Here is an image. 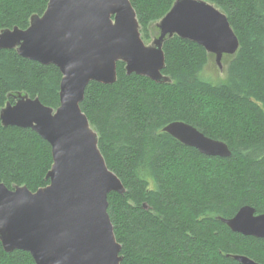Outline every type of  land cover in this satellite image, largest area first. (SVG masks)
<instances>
[{
	"label": "trees",
	"instance_id": "1",
	"mask_svg": "<svg viewBox=\"0 0 264 264\" xmlns=\"http://www.w3.org/2000/svg\"><path fill=\"white\" fill-rule=\"evenodd\" d=\"M49 1L0 0V32L28 29ZM176 1L130 0L147 45ZM203 1L227 16L240 42L226 56L225 79H205L213 55L174 36L163 46L169 83L128 75L120 62L117 82H91L81 104L108 168L126 189L108 197L121 264H241L234 256L264 264V240L223 222L247 206L264 215V0ZM62 77L56 66L0 50V115L15 95L57 109ZM175 122L226 143L232 156L207 157L183 145L164 132ZM52 165L47 141L31 129L4 127L0 118L1 183L37 192L50 184ZM0 264L36 263L30 253H7L0 241Z\"/></svg>",
	"mask_w": 264,
	"mask_h": 264
},
{
	"label": "water",
	"instance_id": "2",
	"mask_svg": "<svg viewBox=\"0 0 264 264\" xmlns=\"http://www.w3.org/2000/svg\"><path fill=\"white\" fill-rule=\"evenodd\" d=\"M160 36L147 45L130 0H50L43 16L31 18L26 30L0 32V50H16L24 59L56 66L62 73L60 106L18 95L1 111L4 127L31 129L49 143L53 165L50 184L37 192L9 189L0 182V241L7 253H30L36 264H121L108 208L111 193L123 195L122 181L112 172L99 149L81 104L91 82H117V65L165 84L167 39L178 36L215 55H235L240 42L227 16L203 0H177L157 24ZM164 132L207 157L232 156L229 146L205 136L195 127L175 122ZM234 232L264 240V215L243 207L224 220ZM241 264H259L234 256Z\"/></svg>",
	"mask_w": 264,
	"mask_h": 264
},
{
	"label": "rangeland",
	"instance_id": "3",
	"mask_svg": "<svg viewBox=\"0 0 264 264\" xmlns=\"http://www.w3.org/2000/svg\"><path fill=\"white\" fill-rule=\"evenodd\" d=\"M155 27L158 29V36H156L152 39V42L150 44H148L149 46L152 45L153 41L155 39H157L160 35L159 28L157 27V25ZM225 60H226V56L223 57L222 67H220L216 63L215 55H213V58H211L210 64L208 65L207 68H205V70L203 72V77L205 79L213 81V82H220L223 79H225V75H226L225 74V72H226ZM15 96H18V95H15Z\"/></svg>",
	"mask_w": 264,
	"mask_h": 264
},
{
	"label": "flooded vegetation",
	"instance_id": "4",
	"mask_svg": "<svg viewBox=\"0 0 264 264\" xmlns=\"http://www.w3.org/2000/svg\"><path fill=\"white\" fill-rule=\"evenodd\" d=\"M160 36V35H159ZM12 104V103H11ZM15 104V103H14Z\"/></svg>",
	"mask_w": 264,
	"mask_h": 264
}]
</instances>
